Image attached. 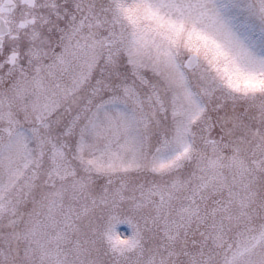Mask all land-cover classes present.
Returning <instances> with one entry per match:
<instances>
[{
	"label": "snow or ice",
	"instance_id": "1",
	"mask_svg": "<svg viewBox=\"0 0 264 264\" xmlns=\"http://www.w3.org/2000/svg\"><path fill=\"white\" fill-rule=\"evenodd\" d=\"M0 264H264V0H0Z\"/></svg>",
	"mask_w": 264,
	"mask_h": 264
}]
</instances>
